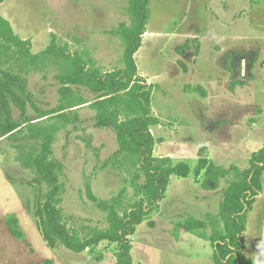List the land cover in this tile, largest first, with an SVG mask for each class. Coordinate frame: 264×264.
I'll use <instances>...</instances> for the list:
<instances>
[{"label":"rangeland","instance_id":"obj_1","mask_svg":"<svg viewBox=\"0 0 264 264\" xmlns=\"http://www.w3.org/2000/svg\"><path fill=\"white\" fill-rule=\"evenodd\" d=\"M129 5L130 0H4L0 15L16 35L30 40L31 53L45 49L54 35L59 46L87 53L106 72L124 66L123 40L113 30L121 23L130 25ZM148 7L146 30L134 59L137 74L153 85L151 111L161 122L151 127L156 139L153 155L170 157L173 164L186 162L191 169L203 156L215 183L206 169L198 176L193 171L186 178L172 175L157 209L130 237L132 263L215 264L211 238L215 230L222 232L217 214L223 192L249 168L251 155L264 148V114L257 115L264 111V0H149ZM222 31L227 34L223 44ZM222 45L229 50L235 45L256 50L250 57L254 78L247 88L237 85L232 71L224 68ZM56 72L51 65L45 71L23 75L25 93L41 111L58 105L61 84L54 77ZM245 76L242 81L249 78ZM187 85H200L205 96ZM71 88L87 103L73 108H77L78 120L57 132L52 144L51 157L64 168L60 206L71 229L105 228L106 212L89 200L87 186L105 200L125 187V203L134 199L133 189L125 169L111 164L102 168L118 143L112 128L95 127V112L87 106L95 94L82 86ZM252 102L260 103L259 109L247 108ZM25 103L26 118L38 120L31 103ZM10 110L13 118L19 117L14 103ZM36 143L21 135L0 137V196L10 201L0 203V209L12 208L4 212L18 214L24 234L19 240L25 234L33 237L29 239L34 248L30 257L49 259V264L53 257L62 264H115L116 244L107 241L95 251L87 248L80 253L62 245L51 249L43 241L31 213L34 173L21 164L23 154ZM261 183L242 235V252L255 264H264V172ZM12 193L20 200L18 209L13 208L16 197ZM187 218L201 220L203 226L195 233L187 232L178 225Z\"/></svg>","mask_w":264,"mask_h":264},{"label":"trees","instance_id":"obj_2","mask_svg":"<svg viewBox=\"0 0 264 264\" xmlns=\"http://www.w3.org/2000/svg\"><path fill=\"white\" fill-rule=\"evenodd\" d=\"M4 0H0V4ZM149 0H130L129 26L119 24L113 34L123 40L124 66L118 70L102 71L85 52L70 51L67 45L59 46L55 36L40 52L31 53V42L16 35L8 20L0 15V137L24 138L36 143L23 154L21 164L34 173L35 207L31 212L36 227L46 245L54 249L64 246L74 253L89 248L95 251L102 241L116 244L115 264H133L130 237L165 195L172 175L186 178L193 171L198 176L203 169L209 180L211 175L208 160L199 157L193 169L186 162L173 164L170 157L153 155L156 139L151 127L160 125L159 118L152 114L151 95L153 85L137 74L134 54L141 46V37L149 18ZM199 46L195 48L197 54ZM179 66L186 72L182 60ZM6 67H2V66ZM55 66L54 77L61 86L58 88V105L50 110H39L29 94L25 93L23 75L30 71H45ZM82 86L95 94L87 106L94 110L95 127L112 128L116 134L118 148L105 160L102 168L109 164L129 173L130 187L134 199L125 203L127 189L121 188L110 199H99L87 186V197L100 210L106 212L107 227L85 226L71 229L65 221L61 203L65 186L61 181L63 164L51 157L55 134L78 120L74 107L87 101L71 86ZM189 90H200V85ZM29 101L38 115L31 121L25 116V101ZM19 110L16 119L11 115L10 104ZM40 118V119H39ZM159 141V140H157ZM161 141V140H160ZM264 172V148L254 152L250 166L223 192L218 216L222 220V232L215 230L211 244L215 264H252L243 254L246 214L252 208L255 197L262 190L261 176ZM142 180V181H141ZM6 223L10 232L18 239L23 238L17 218L8 215ZM178 225L187 232L195 233L203 226L201 220L187 218ZM46 261L45 264H49Z\"/></svg>","mask_w":264,"mask_h":264},{"label":"crops","instance_id":"obj_3","mask_svg":"<svg viewBox=\"0 0 264 264\" xmlns=\"http://www.w3.org/2000/svg\"><path fill=\"white\" fill-rule=\"evenodd\" d=\"M223 9L225 12L227 11V7L224 6ZM240 15L241 13H239V16ZM226 36L227 34H225V32L222 31V38H223L222 44L224 40L227 39L225 38ZM252 50L253 49H251L249 46L242 47V46H237V45H235L233 48L229 50V49L223 48V45H222V59L224 61V68L226 66L230 71H232V75L235 77L234 79H236L235 83L236 84L238 83L237 85H241V87H245V88H247L248 86L252 84L251 80H253L254 78L253 72H252V68L254 66L251 67V62H250V57L252 58L251 56ZM253 51L256 52V50H253ZM260 68L262 69V67ZM244 75L246 76L248 75L249 78L245 81H242L243 80L242 78L244 77ZM259 104L260 103L252 102L251 104H247V108L250 107V109L254 111L256 109H259L258 108ZM263 114H264V111H258L257 115L261 116ZM256 122L257 121H254V124H256ZM0 171L2 172L3 169L1 168ZM8 190L12 192L11 189H8ZM13 195L16 197L15 198L16 202L13 208L18 209L17 208L18 205L19 206L21 205L20 200L15 194ZM2 202L9 203L10 201L8 198H4L3 196H0V203ZM4 210H13V209L7 208V207L5 209H0V264H44L46 260H49V259L33 260L30 257L34 253V248L32 247V242L29 239H33V237L28 238V235L25 234L24 240L21 241L17 239L14 235H12L6 223L7 216L14 215L17 218L18 214L8 213L6 211L4 212ZM18 219L19 217L17 218V221H18L19 228L21 229L22 227L20 225V219L19 220ZM3 239L5 240V242ZM102 259L103 258H101L100 261ZM51 260L53 264H62L55 257H53ZM252 264H255V263L253 262Z\"/></svg>","mask_w":264,"mask_h":264}]
</instances>
